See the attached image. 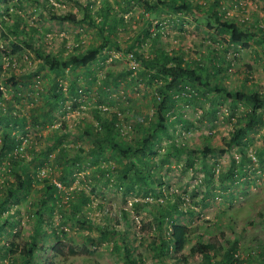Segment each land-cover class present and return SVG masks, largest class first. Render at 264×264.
Wrapping results in <instances>:
<instances>
[{
	"label": "rangeland",
	"instance_id": "1",
	"mask_svg": "<svg viewBox=\"0 0 264 264\" xmlns=\"http://www.w3.org/2000/svg\"><path fill=\"white\" fill-rule=\"evenodd\" d=\"M188 2L191 7L188 11L184 9L172 14L160 10L158 16H150L142 11L139 0H0V81H5V78L11 75L21 78L20 75L27 72L26 81H33V88L34 82L38 87H47L52 75L46 74L34 51L27 47L22 46V51L11 53L12 41L19 43L18 39L30 38L44 53L65 55L98 44L100 33L96 25L104 16L107 23L116 24L114 37L110 38V43L103 50V60L90 65L91 75L78 68L74 71L78 97L66 91L68 81H71L73 76L68 70L58 71L56 79L61 81L59 84L66 94L63 108L60 109L61 112L54 113L52 124L45 122L38 130H27L22 137L23 143L17 148L18 151L25 147L21 153L27 158L31 152L38 154L41 147L48 145L52 131L56 130L66 135L60 146L69 150V153H73L77 148L86 152L90 148V141L81 137V131L88 125L95 124L93 110L98 111V107L104 112L107 108L109 111H118V123L121 134L125 135L124 141H129L128 138L133 136L129 128H133L135 121L146 126L148 118L155 119L152 101L155 98L156 81L148 84L135 76L142 69L141 65L137 64L132 73L133 82L127 83L132 77L125 74L129 61L127 52L123 50L136 38L140 46L139 53L146 56L154 54V47L160 52L181 53L185 62L215 60L213 55L216 53L217 60L224 57L225 64H229L220 85L228 90L241 88V46L230 44L225 33L218 34L208 16L211 9L223 10L219 11L223 19L241 25V0ZM85 7L88 8L87 15L94 20V24L84 18ZM66 12L73 13L78 22L58 24L49 18L52 13L58 15ZM104 12H108V15ZM114 17L120 21L114 22ZM16 24L17 35L13 33ZM146 24L150 25V36L143 40L141 36ZM243 28L256 34L249 46L243 48V89L264 94V0H243ZM156 32L158 35L155 36ZM225 64L222 63L223 66H226ZM104 81L108 85L106 100L113 102L112 104L103 101L97 103V96L100 95L98 87L105 83ZM2 92L3 98L13 102L20 113L27 117L29 99L19 96L14 100L12 93L5 87H2ZM207 97L205 100L198 98L196 105L179 101L178 118L185 122H174L168 126L169 137L159 135L157 156L153 161L158 162V159L164 156V151L169 148L170 143L182 145L185 149L178 158L172 155L161 167L158 165V175L162 183L155 182L152 188L156 194L159 185L161 195H144V190L139 185L134 186V191L126 192L125 186L119 184L112 174L96 173L92 177L93 170L89 165L72 173L69 184L62 186L56 180L59 170L57 166L54 167L55 150L47 154L43 167L37 172L38 177L40 179L51 176L52 182L63 192L60 203L52 214H43L41 228L47 233L39 242L42 249L34 252L33 262L128 264L123 251L124 244L128 243L129 247L133 248V253L142 257L138 264H158L159 261L146 245L154 234L146 226L142 228V225L151 217L149 210L166 207L168 203L175 201L178 195V209L181 214L176 220L189 225L192 231L182 249L186 262L177 264H202L200 254L191 253V246L199 240L206 242L219 232L223 233L225 240L237 241L236 254L241 264V165L235 168L234 176H222L228 172L232 159L236 161L235 164L240 163V156L235 147H232L221 154L211 152L202 161L199 153L202 145L219 149L231 130V123L226 119L224 112L227 108L226 101L212 96L211 93ZM39 102L38 99L37 103ZM74 103L77 104L76 107L73 106ZM244 110L243 107V112ZM238 112H241V105ZM169 119L173 120L171 117ZM27 127L26 125L24 128ZM263 132V129H256L248 135L251 143L246 151L253 164L243 168V264H264V155L259 156L264 148ZM189 150H196L190 155L193 164L184 168V161L188 156L186 151ZM88 159L86 154L83 161ZM106 162L100 160L98 164L101 167L116 166L111 160ZM4 171L5 168L1 167L0 187L5 178H11L5 175ZM207 172L212 174L210 178L207 177ZM39 179L37 183L32 182L34 188L30 194L24 200L12 204L8 211L17 209L18 214L11 221L14 223L13 227L5 226L0 232L1 264H10L11 257L8 255L3 259L1 250L10 241L15 240V229L19 230L23 237H27L32 231L33 217L30 212L33 213L37 208L34 202L38 194L35 189L42 185L38 182ZM78 192H83L87 200L81 209L72 215L69 200L76 198ZM134 201L148 202V210L134 209L131 204ZM81 221L84 226L79 224ZM60 230L65 234H60ZM53 231L60 237L58 242ZM102 232L109 234V238L99 239ZM88 236L95 238L94 245L90 243ZM55 243L59 244L55 245L56 250L53 251ZM114 245L116 249L113 248Z\"/></svg>",
	"mask_w": 264,
	"mask_h": 264
},
{
	"label": "trees",
	"instance_id": "2",
	"mask_svg": "<svg viewBox=\"0 0 264 264\" xmlns=\"http://www.w3.org/2000/svg\"><path fill=\"white\" fill-rule=\"evenodd\" d=\"M139 1L142 11L150 16H158L160 10L176 14L181 10L185 9L188 11L191 8L188 0ZM84 9H86L84 18L90 24H94V20L87 15L88 8L85 7ZM219 11L223 12V10L211 9L208 13L216 27L217 33H225L230 44L241 46V25L235 21L223 19L221 17L222 13ZM104 13L108 15V12ZM49 16L53 22L58 24L78 22L71 12L58 15L52 13ZM116 19L114 17L113 21L116 23L120 21V19ZM115 25V23H107L106 16H104L102 21L96 25L100 33L99 43L88 46L78 52H68L65 55L61 53L57 55L44 53L34 45L30 38L25 40L18 39L19 43L14 41L10 43L11 53L22 51V46L34 51L35 57L41 62V67L45 69L46 74L52 76L49 77L50 81L47 87H38L34 82L35 89L31 86L33 81H26L28 78L25 76L27 72L22 73L20 75L21 78L11 75L5 78V81H0V124H2L0 126V168L4 167V174L11 176L10 179L5 178L2 187H0V232L5 226L10 225L11 228L13 227L14 223L11 221L18 214V210L8 211L11 209L12 204L19 200H24L30 194L32 188H34L32 182L37 183V179H39L37 172L43 167L47 154L53 150H55V153H53L54 167L57 166L59 170L56 180L62 186L69 184L72 173L80 171L86 165H89L93 170L91 172L92 177L96 173L112 174V177L119 184L125 186L126 192L134 191V186L139 185L143 188L144 195L147 193L155 194V189L152 188L153 184L155 182L158 184L162 183L158 175V165L161 167L172 155L178 158L181 152L185 150L182 145L170 143L169 148L164 151V156H161L158 162L153 161V158L157 156L156 149L160 139L159 135L163 134L169 137L167 133L168 126L174 122L182 124L185 122L178 118L180 116L177 112L179 101L196 105L198 104V98L205 100V98H208L209 93L226 101V119L230 121V117H232L233 121L230 122L231 130L228 137L222 142V146L219 149L202 145L199 153L203 161L205 156L211 152L216 151L221 154L235 147L240 156V163L235 164L236 161L232 159L228 172L222 176L228 175L232 177L236 174L235 168H239V165H241V112H238V107L241 105V88L228 90L220 85L222 76L229 66L228 63L225 64L224 57L217 60L218 56L214 53L213 59L215 60L205 59L201 62L195 60L185 62L181 53L160 52L157 47H154L153 55L146 56L138 51V47H140L138 38L131 42L130 45H127L123 51L127 52V54L130 53L135 62L142 67L137 74L135 70V76L140 77L143 82L148 84L151 81H156L157 83L154 89L155 98L152 101L155 119L148 118L146 126H143L141 122L135 121L133 128H129V132L131 134L133 132V136L128 138L129 141H124L125 135L121 134L118 123V111H109L107 108L104 112L98 107V111L93 110L96 120L95 124L88 125L81 131V137H85L90 141V148L86 152L81 148H77L73 153H69V150H65L64 147L60 146L66 135L60 131L56 132V130L52 131L48 145L41 147L38 150V154L31 152L27 158L21 153V150L25 147L18 151L17 148L23 143L24 139L22 140V137L27 130L30 131L31 128L34 131L38 130L45 122L52 124L54 113L61 112L60 109L63 108L66 94H64L59 84L61 81L56 79L58 71L65 69L73 76L72 80L68 81L66 91L78 97L79 94H77L75 89L77 81L74 71L78 68L82 69L85 74L91 75L90 65L103 60V50L110 43V38L114 37ZM104 26L107 31H105ZM149 26V24H146L144 27L141 36L143 40L150 36ZM17 28L16 24L13 32L16 35ZM154 35L156 36L158 33L156 32ZM255 35L243 28V48L249 46ZM222 63L226 66H223ZM133 71L128 68L125 73L127 76L132 77L129 78L127 83L133 82ZM107 86L105 82L98 87V92L100 93L97 96L99 99L97 100L98 104L102 101L107 102ZM2 87L12 93L14 100L18 99L19 96L29 99L27 117L20 113L19 108H16L13 102L11 103L10 100L3 98ZM123 91L126 93L125 90ZM38 99L40 100L39 104L37 103ZM107 103L112 104L113 102ZM73 106L76 107L77 104L74 103ZM243 107L245 108L243 112V168H245V166L253 164L246 151L251 143L248 135L256 129H263L264 131V94L254 90L243 89ZM35 112H37L36 115ZM170 117L173 120L169 119ZM26 125L28 126L27 129L24 128ZM184 125L185 127L187 126V124ZM129 126L131 127V125ZM28 152L30 151L28 150ZM195 152L196 150L186 151L188 156L184 161V168L193 164V158L190 155ZM86 154L89 159L83 161V157ZM262 155H264V148L259 156ZM3 160H6V162ZM100 160H106V163L111 160L116 163V166H112V168L110 166L101 167L98 164ZM211 176L212 174L207 172V177L210 178ZM38 182L42 183V185L39 189H35L38 193L34 202L37 208L33 213L30 212V216L33 217L31 233L27 237H23L21 232L15 229L13 232L15 240L10 241L1 250L3 259L8 255L11 257L10 264H35L33 262L34 252L42 249L39 242L43 240L47 233L45 229L41 228V223L44 221L43 214L47 213L50 216L62 198L63 191L55 185V182H52L51 176H44ZM157 188L159 191L154 196L161 195L159 185ZM76 196V198L69 200L72 206L70 211L72 215L79 211L87 200V196L83 192H78ZM179 201L180 196L177 195L175 201L168 203L166 207L154 211L149 210L151 217L147 223L142 225V228L146 226L154 234L146 245L148 250L159 261L158 264L186 262V255H183L182 249L190 236L192 228L176 220L177 216L181 214L178 209ZM131 204L136 210L139 208L148 210L149 203L146 201H134ZM4 212H7L6 215L1 217ZM73 220L78 221L76 219ZM79 224L84 226L83 221ZM53 233L56 236V232L53 231ZM60 234L64 235L65 232L60 230ZM107 235L109 234L102 232L99 234V239L106 240L109 238ZM87 238L94 245L95 238L89 236ZM59 239L60 237L56 236L57 242ZM56 244L58 245L59 243L54 244L52 247L53 251L56 250ZM83 248L86 251V247L84 246ZM113 248L116 249V245ZM123 251L128 264L141 262V255L134 254L133 248H130L128 243L124 244ZM236 251L237 241L225 240L222 232L217 233L216 236L209 238L206 242L199 240L191 246V253L198 252L201 256L202 264H239L240 260H238ZM70 252H73L71 248ZM247 264L249 263L247 262Z\"/></svg>",
	"mask_w": 264,
	"mask_h": 264
},
{
	"label": "built area",
	"instance_id": "3",
	"mask_svg": "<svg viewBox=\"0 0 264 264\" xmlns=\"http://www.w3.org/2000/svg\"><path fill=\"white\" fill-rule=\"evenodd\" d=\"M127 58H128V67L133 70L136 66H137V63L135 62V60L132 58L131 54L128 53L127 54ZM136 65V66H135ZM225 115H227V109H225ZM233 121V118L230 117V122ZM200 256V255H199ZM200 259H201V256H200Z\"/></svg>",
	"mask_w": 264,
	"mask_h": 264
},
{
	"label": "crops",
	"instance_id": "4",
	"mask_svg": "<svg viewBox=\"0 0 264 264\" xmlns=\"http://www.w3.org/2000/svg\"><path fill=\"white\" fill-rule=\"evenodd\" d=\"M148 15V14H147Z\"/></svg>",
	"mask_w": 264,
	"mask_h": 264
}]
</instances>
